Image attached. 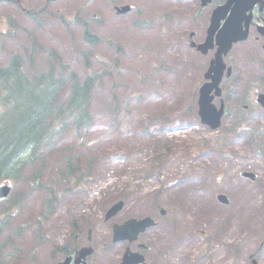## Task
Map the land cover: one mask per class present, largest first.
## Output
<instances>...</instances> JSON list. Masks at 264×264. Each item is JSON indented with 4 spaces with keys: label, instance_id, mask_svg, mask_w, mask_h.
Masks as SVG:
<instances>
[{
    "label": "rangeland",
    "instance_id": "1",
    "mask_svg": "<svg viewBox=\"0 0 264 264\" xmlns=\"http://www.w3.org/2000/svg\"><path fill=\"white\" fill-rule=\"evenodd\" d=\"M111 4L131 10L115 16ZM180 6L0 0V66L18 54L31 74L56 56L61 76L101 78L92 90L90 128L68 129L5 180L12 190L0 202V264H58L59 249L86 246L88 230L94 251L87 264H118L125 246L111 241L112 224L146 215L158 221L138 240L148 245L151 264H264V109L247 102L249 78L242 74L231 87L224 83L230 115L216 130L200 125L205 70L180 46ZM83 23L101 40L85 41ZM241 171L257 181L241 179ZM50 192L57 202L45 214ZM217 193L228 197L227 206L216 202ZM120 196L124 208L105 222Z\"/></svg>",
    "mask_w": 264,
    "mask_h": 264
},
{
    "label": "trees",
    "instance_id": "2",
    "mask_svg": "<svg viewBox=\"0 0 264 264\" xmlns=\"http://www.w3.org/2000/svg\"><path fill=\"white\" fill-rule=\"evenodd\" d=\"M86 38L95 37L87 33ZM55 60L32 75L23 71L18 55L0 67V180L15 176L27 155L49 149L68 129L91 126L89 106L100 75L80 79L69 71L61 77Z\"/></svg>",
    "mask_w": 264,
    "mask_h": 264
},
{
    "label": "flooded vegetation",
    "instance_id": "3",
    "mask_svg": "<svg viewBox=\"0 0 264 264\" xmlns=\"http://www.w3.org/2000/svg\"><path fill=\"white\" fill-rule=\"evenodd\" d=\"M180 1L181 16L178 19V30L181 48L196 59L200 70L206 71L210 62L218 56V41L231 40L229 50L222 56L225 65L232 69L227 88L234 85L242 74L247 75L249 84L246 86L247 89H244L247 92V102L251 106L257 105L256 101L254 102L256 95L264 92V0ZM206 42L208 46L201 47ZM240 63H244L243 67ZM223 81L220 85L222 89ZM249 105H243V109H247ZM157 225L158 221L146 231ZM203 234L204 232H201L199 237L202 238ZM222 246L224 251H232L231 245ZM146 249L148 252L147 244ZM147 252L145 258L147 264H151Z\"/></svg>",
    "mask_w": 264,
    "mask_h": 264
},
{
    "label": "water",
    "instance_id": "4",
    "mask_svg": "<svg viewBox=\"0 0 264 264\" xmlns=\"http://www.w3.org/2000/svg\"><path fill=\"white\" fill-rule=\"evenodd\" d=\"M116 12H124L128 10V7H122V8H115ZM220 73H215L211 78L213 80L212 84H206L200 89V97L198 100V106H199V116L201 117V120L203 123L208 124L212 128H216L219 125V118L221 116V111L216 112L214 110V107L210 105V100L212 97L209 96V92L212 90V88H216L217 84L219 83ZM216 95L219 94L218 90L215 92ZM259 102L264 106V97L259 98ZM8 188L3 187L0 189V198H4L8 193ZM219 198L224 200L223 198ZM122 207V203H118L114 205L106 214V219H109L113 215L117 213V211L120 210ZM148 225H150V222L148 220H142V221H135L130 220L126 224H124L121 227H115L114 228V240L124 239L128 238L129 240L134 239V236H136L139 232H142ZM89 251H87L88 253ZM138 260V259H137ZM136 260V261H137ZM134 259V255L127 254L124 257V262L122 264H130L136 262Z\"/></svg>",
    "mask_w": 264,
    "mask_h": 264
}]
</instances>
